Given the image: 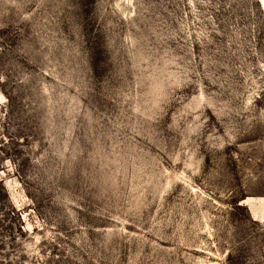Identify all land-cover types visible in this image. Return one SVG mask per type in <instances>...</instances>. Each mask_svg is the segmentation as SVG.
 Segmentation results:
<instances>
[{
    "label": "rangeland",
    "instance_id": "1",
    "mask_svg": "<svg viewBox=\"0 0 264 264\" xmlns=\"http://www.w3.org/2000/svg\"><path fill=\"white\" fill-rule=\"evenodd\" d=\"M0 264H264L258 0H0Z\"/></svg>",
    "mask_w": 264,
    "mask_h": 264
},
{
    "label": "bare ground",
    "instance_id": "2",
    "mask_svg": "<svg viewBox=\"0 0 264 264\" xmlns=\"http://www.w3.org/2000/svg\"><path fill=\"white\" fill-rule=\"evenodd\" d=\"M258 2L260 3V5H261V7H262V9L264 11V0H258Z\"/></svg>",
    "mask_w": 264,
    "mask_h": 264
}]
</instances>
